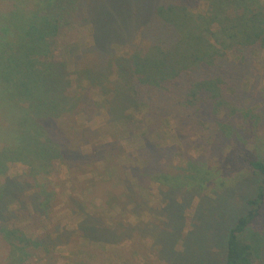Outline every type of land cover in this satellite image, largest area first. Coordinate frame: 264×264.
<instances>
[{
  "label": "rangeland",
  "instance_id": "rangeland-1",
  "mask_svg": "<svg viewBox=\"0 0 264 264\" xmlns=\"http://www.w3.org/2000/svg\"><path fill=\"white\" fill-rule=\"evenodd\" d=\"M49 1L0 0V44L9 41L14 54ZM65 32L63 40L36 39L30 60L38 68L65 64L70 92H79L71 54L94 44L93 29L85 22ZM115 49L118 57L130 52ZM226 60L237 63V89L224 85V100L212 105L198 101L194 121L169 113L153 121L144 106L127 112L128 122L114 120L107 99L84 82L76 114L43 126L64 159L53 152L47 166L7 160L0 181L19 191L0 218V264H223L228 233L263 178L244 157L264 159V49L237 58L229 52ZM9 84L0 75V91ZM12 94L0 93V152L20 154L31 151L35 134L29 101ZM245 238L256 241L264 264V209ZM19 247L30 254L23 263Z\"/></svg>",
  "mask_w": 264,
  "mask_h": 264
},
{
  "label": "trees",
  "instance_id": "trees-1",
  "mask_svg": "<svg viewBox=\"0 0 264 264\" xmlns=\"http://www.w3.org/2000/svg\"><path fill=\"white\" fill-rule=\"evenodd\" d=\"M203 3L205 11L198 12ZM45 7L44 17L36 15L34 31L23 30L25 37L18 39L14 54L9 41L0 44V57L2 52L6 57L5 61L0 58V75L10 82L0 93L12 90L14 98L29 101L27 115L32 116L35 134L31 151L0 152V177L7 171L10 156L46 166L53 152L64 159L44 127L60 121L66 112L76 114L86 97L84 82L107 99L114 120L128 122L126 113L144 106L153 121L168 113L194 121L201 114L198 101L206 98L212 105L224 100V85L237 87V63L226 60L229 52L237 58V54L249 56L264 49V0H50ZM85 22L92 25L94 44L71 54L79 75V92L71 93L65 64L47 65L46 61L38 68L30 58L36 39L54 34L63 40L66 28ZM116 46H128L130 52L118 57ZM244 161L263 178L255 196L246 200L248 210L228 233L223 264H263L256 241L245 235L264 209V159L244 157ZM17 188L13 181H0V218ZM2 230L10 239L18 236L16 230ZM20 239L25 246L31 242L23 235ZM18 249L23 263L30 254L25 247Z\"/></svg>",
  "mask_w": 264,
  "mask_h": 264
}]
</instances>
